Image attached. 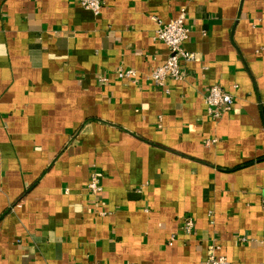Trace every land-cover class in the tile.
I'll use <instances>...</instances> for the list:
<instances>
[{
	"label": "crops",
	"instance_id": "crops-1",
	"mask_svg": "<svg viewBox=\"0 0 264 264\" xmlns=\"http://www.w3.org/2000/svg\"><path fill=\"white\" fill-rule=\"evenodd\" d=\"M102 2L0 0V264L264 263V0ZM181 8L196 58L166 92L154 17Z\"/></svg>",
	"mask_w": 264,
	"mask_h": 264
},
{
	"label": "built area",
	"instance_id": "built-area-1",
	"mask_svg": "<svg viewBox=\"0 0 264 264\" xmlns=\"http://www.w3.org/2000/svg\"><path fill=\"white\" fill-rule=\"evenodd\" d=\"M77 2L83 8L90 10L94 15L99 14L103 4L102 0H77ZM154 20L157 23L154 38L161 41L167 47V55L164 62L148 73L146 78L156 86L163 87V89L168 92L167 81L184 80L186 77V69L183 62L194 60L196 57L195 53L183 48V43L189 36V28L185 23V8H181L178 15L168 21H164L158 17H154ZM116 74L120 78H129L133 80L137 76V71L133 68L119 67L116 69ZM233 102V95L218 84L210 85L204 94L206 113L214 119L219 118L222 113L229 110ZM215 140L216 139H208L206 144ZM87 187L93 194L101 192L102 187L95 173H90ZM260 205L264 209V194L261 197ZM184 227L187 232L193 229L194 221L192 217H185ZM172 240L173 237L168 241V244H171ZM241 240H247V237L243 235ZM262 241H264V238ZM88 264L108 263L90 261ZM201 264H230V262L224 255H217L213 252Z\"/></svg>",
	"mask_w": 264,
	"mask_h": 264
}]
</instances>
